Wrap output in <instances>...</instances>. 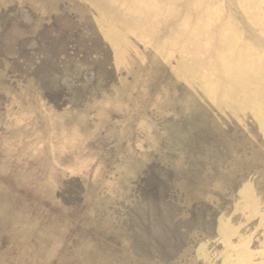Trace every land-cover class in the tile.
Masks as SVG:
<instances>
[{"label":"rangeland","instance_id":"rangeland-1","mask_svg":"<svg viewBox=\"0 0 264 264\" xmlns=\"http://www.w3.org/2000/svg\"><path fill=\"white\" fill-rule=\"evenodd\" d=\"M0 264H264V0H0Z\"/></svg>","mask_w":264,"mask_h":264}]
</instances>
